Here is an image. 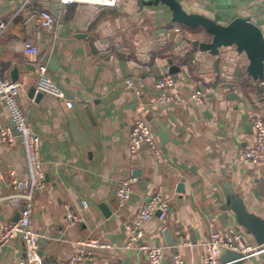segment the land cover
<instances>
[{
    "label": "crops",
    "instance_id": "crops-1",
    "mask_svg": "<svg viewBox=\"0 0 264 264\" xmlns=\"http://www.w3.org/2000/svg\"><path fill=\"white\" fill-rule=\"evenodd\" d=\"M139 1L147 0H117L114 6L0 0V19L8 21L0 32V66L10 79L12 68L17 69L15 80L22 86L16 100L39 136L47 182L45 191L34 197L30 220L44 264H69L74 242L89 237L112 247L93 249L92 258L78 264H149L141 250L123 246L124 224L154 193L168 198L169 208L163 219L156 214L147 219L141 240L163 247L159 264H173L176 251L181 264H202L201 242L214 230H234L244 241L257 243L225 203L229 187L248 213L264 220V158L246 163L240 157L254 136L250 116L264 117L262 75L253 78L247 72L244 50L234 45L220 46L215 53L200 49L199 42L211 37L201 27L173 21L170 8L161 2ZM176 1L186 12L223 25L247 18L264 40V0ZM43 8L54 17L52 30L34 20L28 24ZM24 41L37 47L38 60L71 106L42 92L36 99V89L28 95L36 78ZM171 64L175 72L169 71ZM165 72L175 78L179 101L159 100L154 81ZM128 77L134 86L123 82ZM197 89L203 95L200 103L191 97ZM2 114L9 123L7 112ZM137 118L150 123L162 149L160 158L145 145L128 151L127 133ZM152 123L165 132L164 140ZM0 166L24 175L16 132L11 146L0 141ZM128 176L136 181L119 207L116 182ZM8 191L7 182L0 180V217L9 220L17 210L3 199ZM64 204L80 214L76 225L66 223ZM23 254V242L13 238L0 252V264H17ZM234 264H264V251Z\"/></svg>",
    "mask_w": 264,
    "mask_h": 264
},
{
    "label": "built area",
    "instance_id": "built-area-1",
    "mask_svg": "<svg viewBox=\"0 0 264 264\" xmlns=\"http://www.w3.org/2000/svg\"><path fill=\"white\" fill-rule=\"evenodd\" d=\"M29 1L21 0L22 5ZM61 2L64 4L114 6L117 0H61ZM34 21L48 30L53 29L54 17L47 9L39 10L34 15ZM7 24L8 21L0 19V32ZM23 50L33 64L36 90L60 97L67 106H71L72 101L64 98L61 90L50 79L45 63L38 60L37 47L30 41H24ZM123 82L128 86H134L132 77L126 78ZM174 83V76L168 72L155 79L154 86L160 90L159 100L161 102L170 103L180 100L178 92L174 89ZM259 83L264 84V67ZM21 86L18 81L5 76L0 66V141L11 146L14 142L15 132L17 133L23 150L25 168L24 175L20 177L13 168L4 169L0 166V180L6 181L9 187V191L3 195V199L17 210L15 219L8 220L0 217V252L11 239L19 238L24 245V254L17 259V264H44L38 248L39 234L31 227L30 220L34 208V197L45 191L47 182L40 157L39 136L28 125L16 100ZM191 97L198 103L203 100L202 92L199 89L193 91ZM3 110L7 112L9 123L4 122ZM250 121L254 129L253 140L241 151L240 157L246 163H257L264 158V117L262 114L254 113L250 116ZM127 143L130 153L137 152L142 145H145L155 158L161 157L162 149L157 143L154 131L150 123L143 118L135 119L130 125ZM135 181V176H128L120 178L116 182L115 197L119 207L129 199ZM81 205L82 208H86V200H81ZM168 208V198L160 193H154L139 207L135 218L124 224L123 246L125 248L136 247L141 250L149 264H159L164 257V249L160 245L147 244L141 240L143 224L153 214L163 219ZM64 217L68 225H76L82 220L80 214L67 204H64ZM184 243L188 244L189 242L185 240ZM201 245L203 248L202 264H228L227 261L220 259L221 252L227 249L238 252L240 255L238 259L249 258L264 251V243H248L243 240L240 232L234 230L211 231L201 242ZM111 247V243L96 237L77 239L72 246L68 263H83L92 258L93 249ZM171 260L173 264L183 262L178 251L172 253Z\"/></svg>",
    "mask_w": 264,
    "mask_h": 264
},
{
    "label": "water",
    "instance_id": "water-1",
    "mask_svg": "<svg viewBox=\"0 0 264 264\" xmlns=\"http://www.w3.org/2000/svg\"><path fill=\"white\" fill-rule=\"evenodd\" d=\"M158 2L170 8L173 21L190 28L199 26L211 36L210 41L199 42L198 46L200 49L215 53L220 46L234 45L237 50H244L248 56L247 72L253 78L262 75L264 67V40L259 28L247 18L236 17L228 24L223 25L205 15L186 12L176 0H147L139 1V4L151 5ZM33 20L34 17L29 18L28 24H31ZM169 62L171 63V60ZM49 66L51 68L54 67L51 62H49ZM176 70L177 67L171 64L169 71L175 72ZM17 75V69L13 67L10 72L12 80H15ZM35 89V86L32 85L29 88L28 95H33ZM41 95V92H36L34 97L38 99ZM152 125L156 129L160 139L164 140L166 138L165 132L157 124L152 123ZM226 189L225 205L230 207L237 222L252 233L257 243H264V220L259 219L254 214L248 213L243 206L242 200L235 196L229 187H226ZM239 256L238 252L227 249L221 254V260L227 261L231 257L236 260L228 264H234L240 260L238 259Z\"/></svg>",
    "mask_w": 264,
    "mask_h": 264
}]
</instances>
